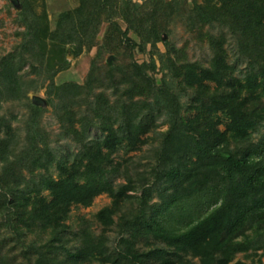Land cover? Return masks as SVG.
Masks as SVG:
<instances>
[{
	"label": "trees",
	"instance_id": "obj_1",
	"mask_svg": "<svg viewBox=\"0 0 264 264\" xmlns=\"http://www.w3.org/2000/svg\"><path fill=\"white\" fill-rule=\"evenodd\" d=\"M79 1L78 9L61 15L53 32L42 30L38 16L28 11L27 3H21L18 20L26 27L23 35L27 39L21 51L0 58V95L13 98L23 92L18 73L29 60H33V71L40 70L45 62V67L52 66L49 80L67 69L70 58L66 45H75V56L85 46L91 48L103 13L109 16L105 20L113 21L117 15L124 21L126 31L115 23L117 31L126 36L131 49L144 52L148 45L155 48L162 41L161 33L175 10L173 2L165 0H146L141 5L132 0L122 5L119 0ZM202 1L205 4L193 0V23L228 27L240 53L249 60V69L243 79L233 75L223 36L209 38L214 54L209 67L196 63L179 66L169 58L162 69L180 78L182 91H192L189 108L198 110L193 117L183 116L186 107L165 80L158 86L157 63L152 58L149 63L133 62L122 95L126 99L111 104L102 94L96 95L92 115L85 119L89 128L95 124L101 129L102 137L88 141L86 131L75 127L72 113L65 109L68 118L61 120L64 135L72 137L80 150L70 164L65 159L57 162V179L49 174L33 177L36 170L57 161L39 127L44 107L29 102L25 149L16 153L12 140L0 139L4 225L11 227L19 240L28 231L47 235L42 243L35 241L29 246L35 253L31 264H82L90 258L102 264H230L237 254L264 250V133L257 143L252 138V132L264 122V0ZM130 32L135 38L128 36ZM46 40L51 45L56 40L61 42L47 61L43 48ZM208 82H214L215 87L212 89ZM88 88L62 85L57 87V95L70 100ZM51 93L49 89L47 94ZM46 102L54 105L52 99ZM155 111L165 113L169 124L154 152L157 165L148 173L149 179H140L127 168L123 173L122 163L115 162L114 155L136 152L148 144L146 135L157 128ZM4 125L8 136L11 125ZM122 176L125 184L115 186L112 181ZM150 178H154L153 184ZM136 181L140 182V197L129 193ZM159 185L172 191L162 195L159 203L149 205L153 187ZM45 189L50 200L42 195ZM104 193L112 202L96 214L103 232L94 235L85 225L78 232H70L64 221L72 207H90ZM134 202L137 208L124 210L125 204ZM115 224L121 236L112 250L106 232ZM74 238L81 243L72 249L69 243ZM141 239L161 245L143 251L137 244ZM195 258L197 263L192 260ZM0 264H8L4 256H0ZM235 264L245 263L239 260Z\"/></svg>",
	"mask_w": 264,
	"mask_h": 264
},
{
	"label": "rangeland",
	"instance_id": "obj_2",
	"mask_svg": "<svg viewBox=\"0 0 264 264\" xmlns=\"http://www.w3.org/2000/svg\"><path fill=\"white\" fill-rule=\"evenodd\" d=\"M122 5L126 0H119ZM146 0H132L135 4H144ZM166 2H173L175 10L171 20L162 31V41L157 44L155 48L150 45L147 46L143 52L136 49H131L126 36L120 34L115 23L119 26L121 31H126L127 24L122 21L117 15L113 21L105 20L108 13H103L102 22L95 34L93 46L83 48L82 52L75 56L74 44L66 45V53L70 61L68 68L54 75L52 80L47 79L53 74V68H47V63H43V67L38 71H33L29 63L25 64L22 71L18 75L22 79V90H26L16 95L17 97H10L8 94L0 95V139L9 138L12 147H15L16 153L25 149L28 145L26 140L28 132V120L31 116L29 102H32L33 96H40L42 99H52L54 105H47L44 112L39 118V127L43 134L44 140L49 143L50 148L57 156V161L50 163L46 169H38L35 171L34 178L38 179L40 174H49L53 178H58L59 171L57 162L60 160H68L69 164L74 155L80 150V145L75 142L72 137L64 135L62 129V121L67 120L65 109L70 111L75 119V127L79 130L86 131L88 141L102 137L101 129L97 125L91 128L87 126L88 121L86 116H91L90 109L93 107V102L96 100V95L102 94L111 104L119 101L122 98L123 90L126 86V81L130 79L133 71L132 64L137 62L143 64L149 63L152 58L156 60L157 72L155 74L158 86H161L165 80L171 90L180 95L181 102L186 107L183 111V116L193 117L198 110L189 108L192 101V91H182L180 85V78H173L166 69H162L167 64L168 59L174 60L179 66L185 64H199L202 67H209L213 58V51L209 43V38L224 37L223 48L226 54L227 63L234 67L233 75L239 79H243L249 69V60L240 53L238 42L226 26H221L218 23L212 24H195L193 23L195 3L193 0H165ZM20 3L28 4V11L33 12L39 18L42 30L46 32H53L57 28L58 21L62 14L73 12L80 6L79 0H20ZM198 4H205L204 1L199 0ZM19 13L16 7L10 0H0V58H4L11 53L21 51V45L27 38L24 36L26 27L18 20ZM130 38H135L133 33H128ZM58 45L61 46L59 40L51 45L49 40H46L45 61L58 51ZM112 58L111 63L108 62ZM52 65V63H51ZM50 69V70H49ZM55 69V68H54ZM213 89L214 82H208ZM54 84V85H53ZM67 84H77L80 86H88L82 94L74 99H63L58 97L57 87ZM52 86V87H51ZM51 90L50 96L47 94ZM126 99V97H123ZM122 98V99H123ZM136 99H143L137 97ZM91 103V104H90ZM71 116V117H72ZM157 128L154 132L146 135L149 142L144 145L141 150L131 152L129 154L119 151L114 155L115 162L122 163V171L126 168L131 173H135L138 178L143 179L147 177L153 168L157 165V158L155 156V149L159 146L161 135L169 128L167 117L165 113L160 114L155 111ZM218 116H221L218 113ZM78 120H84L79 122ZM98 122L97 119L95 123ZM5 123L11 125L10 135H6ZM99 123V122H98ZM224 130V125L219 127ZM264 133V122L260 127L252 132L253 142L257 143ZM12 138V139H11ZM3 165L0 159V172ZM23 174L28 178L32 175L26 170ZM149 179V177H147ZM150 184H153L154 178H150ZM125 178L116 177L112 183L115 186L125 184ZM135 189L129 192L135 197H140L142 191L140 182L136 181ZM149 184V183H148ZM166 189V190H165ZM172 189H167L163 186L153 187L152 200L149 205L159 203L161 196L165 193H170ZM42 195L47 196L49 191L44 190ZM111 198L107 194H102L96 197L90 207L73 206L67 219L64 223L69 226L70 232H78L83 226L89 227L94 235H100L103 232V227L96 219V214L103 208L111 205ZM138 207L137 202L133 205L127 203L124 205V210H130ZM133 208V209H134ZM118 216L114 218L118 221ZM5 218L1 216L0 211V256H4L8 264H31L34 262L35 253L29 246L38 241L43 242L47 236L45 233H40L39 230L26 232L22 240L14 230L4 225ZM108 236V245L114 250L119 242L121 233L117 224L113 225L110 230L106 232ZM129 233L126 234V237ZM81 243L80 239H73L69 243V247L75 249ZM138 248L140 250H149L153 246L161 245L151 240L150 244L146 240L138 241ZM153 245V246H152ZM191 259L190 256L186 257ZM197 263V259H192ZM242 261L245 264H264V250L251 251L248 254H237L235 260L230 264H235L237 261ZM82 264H102L95 258H90Z\"/></svg>",
	"mask_w": 264,
	"mask_h": 264
},
{
	"label": "water",
	"instance_id": "obj_3",
	"mask_svg": "<svg viewBox=\"0 0 264 264\" xmlns=\"http://www.w3.org/2000/svg\"><path fill=\"white\" fill-rule=\"evenodd\" d=\"M10 1L18 8L21 6L20 0H10ZM111 61H112V58L110 57L108 62L111 63ZM32 103L37 106L44 107V108L47 106L46 100L36 95L32 97Z\"/></svg>",
	"mask_w": 264,
	"mask_h": 264
}]
</instances>
